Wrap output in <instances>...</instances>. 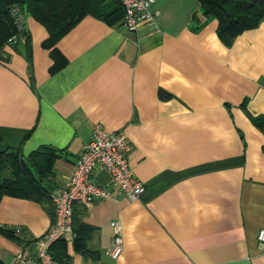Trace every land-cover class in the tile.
<instances>
[{
	"label": "crops",
	"instance_id": "1",
	"mask_svg": "<svg viewBox=\"0 0 264 264\" xmlns=\"http://www.w3.org/2000/svg\"><path fill=\"white\" fill-rule=\"evenodd\" d=\"M150 9L154 22L134 31L84 16L56 43L67 64L55 73L41 45L47 31L31 16L30 61L25 41L0 49V146L58 154L49 200L0 199V226L23 231L0 233L4 264L53 223L50 196L67 186L95 123L126 137L145 190L133 201L74 203L66 264H264V21L225 46L215 19L193 21L197 0ZM92 176L111 188L103 168ZM112 220L122 233L116 259L107 254ZM79 224L89 227L88 256L73 246Z\"/></svg>",
	"mask_w": 264,
	"mask_h": 264
},
{
	"label": "trees",
	"instance_id": "2",
	"mask_svg": "<svg viewBox=\"0 0 264 264\" xmlns=\"http://www.w3.org/2000/svg\"><path fill=\"white\" fill-rule=\"evenodd\" d=\"M198 13L192 19L201 26L208 19L217 21L216 35L219 41L230 46L242 32L256 28L264 21V0H197ZM20 7L26 17L31 16L47 31L41 45L49 51L52 64L50 73H55L67 64V60L56 48V43L84 16L92 15L110 26H123V6L121 0H0V49L5 45L17 48L20 41L9 42L17 35L11 16V8ZM200 14V16L198 15ZM26 57L30 61V41L23 33ZM5 57L0 54V60ZM244 106V104H242ZM1 141V137H0ZM58 157L57 150L43 145L27 156H22L18 148L0 146V199L4 196L43 202L49 200L46 184L52 175L53 162ZM73 226L74 223H72ZM75 251L88 256L86 239L89 227L79 224L73 227ZM0 233L13 236V229L2 228ZM48 250L55 261L67 263V242L63 235L54 239ZM0 264H4L0 260Z\"/></svg>",
	"mask_w": 264,
	"mask_h": 264
},
{
	"label": "built area",
	"instance_id": "3",
	"mask_svg": "<svg viewBox=\"0 0 264 264\" xmlns=\"http://www.w3.org/2000/svg\"><path fill=\"white\" fill-rule=\"evenodd\" d=\"M156 0H121L123 6V27L129 31L136 30L138 24L154 22V12L151 5ZM17 35L9 42L24 41L26 31V15L17 6L11 8ZM130 143L121 131H109L101 123L92 126L91 138L83 145L73 169L69 175L68 184L50 196L53 207L54 221L41 236L35 238L31 244H26L14 258L15 264H60L53 259L48 247L57 236L72 233V206L79 203L89 206L94 200L121 196L129 201L138 199L144 192L143 182L138 180L129 165L128 156ZM96 168H103L110 176L111 188L94 182L93 172ZM112 232L111 246L107 254L116 259L122 251L121 225L118 220L110 222ZM14 234L23 237V231L16 227ZM257 245L264 253V226L257 231ZM34 250L32 256L29 247Z\"/></svg>",
	"mask_w": 264,
	"mask_h": 264
},
{
	"label": "water",
	"instance_id": "4",
	"mask_svg": "<svg viewBox=\"0 0 264 264\" xmlns=\"http://www.w3.org/2000/svg\"><path fill=\"white\" fill-rule=\"evenodd\" d=\"M47 188L51 189V186H49V184H46Z\"/></svg>",
	"mask_w": 264,
	"mask_h": 264
}]
</instances>
